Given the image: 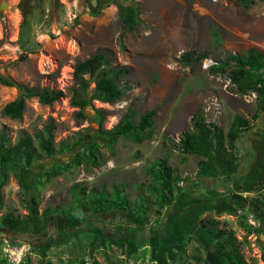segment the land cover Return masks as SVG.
Segmentation results:
<instances>
[{
  "label": "rangeland",
  "instance_id": "1",
  "mask_svg": "<svg viewBox=\"0 0 264 264\" xmlns=\"http://www.w3.org/2000/svg\"><path fill=\"white\" fill-rule=\"evenodd\" d=\"M118 1L138 8V22L131 31L124 28L113 3L99 14L90 15L89 5H95L96 0H31L23 23L17 8L19 0H0V71L27 86L62 92L50 104L36 97L27 98L22 116L12 118L1 110L18 91L0 82V134L11 145L21 135H28L37 147L35 133L50 123L55 147L82 138L63 153L30 167L20 166L18 175L8 171L0 186V264H9L1 252L4 244H17L21 239L32 245L25 240L32 235L55 240L48 243L49 239L42 247L31 246L20 264H195L194 257L201 259L200 264H206V260L210 264H230L216 252V237L199 228V218L206 216L234 232L246 264H264V218L250 200L264 198V172L256 191L234 187L247 182L255 158L261 161L264 110H259L255 92H239L228 75L236 68L230 55L245 56L250 47L264 54V2ZM2 3L5 8H1ZM75 16L77 23L73 22ZM22 23L23 48L19 43ZM23 49L27 50L26 58L20 60ZM188 49L203 54L192 67L176 62L179 54ZM95 54L101 55L104 62L98 65L96 60L94 70L84 75L90 88L95 86L99 71L126 68L127 73L116 80L123 94L111 103L93 100L82 118L77 115L78 107L70 102L76 85L74 68ZM95 108L104 110L101 126ZM149 109L156 111L150 138L135 143L121 136L113 145L106 144L100 127L112 128L126 113L136 122ZM196 113L202 114L206 122L217 124L224 133L236 114L249 121L250 129L235 142L239 165L230 181L203 176L195 186L200 157L183 153L178 143L183 132L193 129ZM254 113L257 117L252 119ZM90 142L100 146L98 166L76 162L83 146ZM161 158L175 168L179 177L181 190L174 202L160 209L163 216L168 214L170 230L180 237L179 241L113 239L104 234L101 226L133 225L126 220L130 216L121 218L113 213L111 218L93 220H87L89 212L79 216L80 186L107 192L113 199L117 189L138 211L144 202L147 220L139 219L147 228L154 226L159 205L154 201L155 178L151 170ZM58 164L62 171L44 181L43 173ZM65 164L70 166L65 168ZM210 189L222 194L209 195ZM47 208L70 216L65 231L58 229L60 222L47 223ZM249 215L254 224L248 221ZM44 230L50 236L39 235ZM13 233L18 235L9 239Z\"/></svg>",
  "mask_w": 264,
  "mask_h": 264
},
{
  "label": "trees",
  "instance_id": "2",
  "mask_svg": "<svg viewBox=\"0 0 264 264\" xmlns=\"http://www.w3.org/2000/svg\"><path fill=\"white\" fill-rule=\"evenodd\" d=\"M243 5H249L255 1L264 2V0H236ZM31 0H19L17 8L22 14L23 23L30 12ZM115 4L118 9L119 18L126 30L134 29L138 22V8L133 5H124L118 0H96L95 5H89V14L97 15L103 7L110 4ZM74 23H77V16H75ZM19 33V43L23 48V34L22 26ZM23 53L19 55L20 60H25L27 50L23 49ZM203 57L202 53L188 49L182 51L176 59L179 65L192 67L197 61ZM97 60L98 65L104 62L101 55L95 54L92 58L78 62L74 68L75 88L70 98L73 106L78 107L77 115L79 117H86L85 110L92 106L93 100L101 102H114L123 94V89L116 82L122 75L127 73L126 68H116L99 71L96 84L90 88L89 81L84 75L91 71V62ZM236 68L229 71L228 75L232 83L236 85L239 92L244 93L247 90H252L256 93L257 105L260 111L264 110V54L255 47H250L245 56L230 55ZM3 63L0 61V70ZM224 70V69H223ZM0 82L7 86H13L17 89V96L7 102L1 112L12 118H20L25 108V100L30 97H36L38 101L44 104H50L58 100L62 96V92L44 87L27 86L23 83L17 82L9 76L0 71ZM99 116V125L101 126L104 119V110L102 108H95ZM155 109H149L139 115V119L135 122L130 114L126 113L112 128L103 129L100 127L101 135L106 137V144L113 145L119 137L130 138L135 143H141L153 134ZM257 114L254 113L252 119H255ZM193 129L191 131L183 132L179 139V148L185 154H195L200 157L197 163V170L195 172V186L198 187L197 179L199 177H219L223 182L231 180V176L235 174L238 169V157L235 142L242 132L250 129L249 121L242 116L236 114L233 116L232 123L226 133L215 123H208L200 113L193 116ZM53 126L48 123L41 131L35 133L37 140V147L33 145L31 138L28 135H21L17 141L11 145L8 139L0 134V186H2L8 176V171L11 170L15 175H18L17 170L20 166L30 167L35 162H40L44 158H49L55 154L63 153L76 145L82 138L79 136L77 140L69 142H61L57 147L54 145L52 136ZM262 146L261 161L255 158L251 164L247 175L249 179L247 182L239 185L234 184L235 188H242V191L254 192L257 190L256 183L261 174L264 172V141L260 142ZM99 144L90 142L83 146L80 157L77 163H87L92 166H98L99 158ZM70 165L65 164L68 168ZM62 171V165L58 164L55 168L49 169L43 173L44 181H48ZM155 182L152 185V190L155 194V203L159 205L156 209V221L154 226L145 227L142 223L147 220L145 217L146 204L141 205L138 211L135 205L131 206L125 195L116 189V198H109L107 192L98 191L96 189H88L85 186H80L79 195L77 198V211L79 216H84L83 213L89 212L90 216L87 220L96 218L107 219L111 218L113 213L117 217H127L133 225H123L116 223L115 226L104 228L101 226L104 234L116 239L124 238V240L132 242H144L146 240L159 239L164 243H172L179 241L180 237L174 235L170 230V222L167 220L168 214L163 216L160 212L161 208L171 205L176 197V194L181 190L177 182L179 177L176 170L168 164L165 158L157 161L153 170ZM76 184L74 186H78ZM121 194V195H120ZM207 194L212 196H219L222 193L216 190H207ZM106 195V196H105ZM109 195V196H107ZM145 200V199H143ZM253 207H255L261 217L264 218V198L255 197L250 199ZM55 209V208H54ZM58 212L51 208H47L44 217L49 224L53 217L56 221L59 219L60 225L58 229L64 230L69 224V215L57 214ZM55 214L59 216H55ZM138 216V217H137ZM142 220H140L139 219ZM112 219H115L114 217ZM120 222V221H118ZM199 228L210 236L216 237L215 246L216 252L224 256L230 264H246L243 255L240 252L239 242L237 241L234 232L225 227H219L218 221L211 216L199 218ZM49 227H52L48 225ZM199 232V231H198ZM201 232V231H200ZM13 235H18L13 233ZM40 235V234H39ZM34 236V235H33ZM35 237V236H34ZM17 243L23 241L17 240ZM54 240L49 241L52 243ZM195 264H200V258L194 257ZM264 259V251H263ZM206 264H210L206 260Z\"/></svg>",
  "mask_w": 264,
  "mask_h": 264
},
{
  "label": "built area",
  "instance_id": "3",
  "mask_svg": "<svg viewBox=\"0 0 264 264\" xmlns=\"http://www.w3.org/2000/svg\"><path fill=\"white\" fill-rule=\"evenodd\" d=\"M248 221L254 224L252 215L248 216ZM30 248V245L26 243H6L3 245L1 252L9 264H20L22 259L29 253Z\"/></svg>",
  "mask_w": 264,
  "mask_h": 264
},
{
  "label": "flooded vegetation",
  "instance_id": "4",
  "mask_svg": "<svg viewBox=\"0 0 264 264\" xmlns=\"http://www.w3.org/2000/svg\"><path fill=\"white\" fill-rule=\"evenodd\" d=\"M49 219H51L50 221V223L51 224H54V225H57L58 224V221H59V219H57L55 222L54 221H52V220H54V218L53 217H49ZM67 228H65L63 231H65ZM47 233V235H45ZM40 235H45L46 237L47 236H50L49 234H48V231L47 230H44L43 232H41V234ZM14 235L12 234V235H9V239H12V238H14L13 237ZM30 237H33V235L32 236H29L28 238H25V240H27V242H29V243H31L32 245H30V247L32 246H37V247H42V246H44L45 245V243H47V241L50 239V237L49 238H47L46 240L45 239H42V238H30ZM18 240H21V239H18ZM51 240H55L54 239V237L52 238L51 237V239L49 240V241H51ZM48 241V242H49Z\"/></svg>",
  "mask_w": 264,
  "mask_h": 264
},
{
  "label": "water",
  "instance_id": "5",
  "mask_svg": "<svg viewBox=\"0 0 264 264\" xmlns=\"http://www.w3.org/2000/svg\"><path fill=\"white\" fill-rule=\"evenodd\" d=\"M5 7H6V4H5V3H2V4H1V8H5ZM95 62H96V60H94V61L92 62V64H91V70H94Z\"/></svg>",
  "mask_w": 264,
  "mask_h": 264
},
{
  "label": "bare ground",
  "instance_id": "6",
  "mask_svg": "<svg viewBox=\"0 0 264 264\" xmlns=\"http://www.w3.org/2000/svg\"><path fill=\"white\" fill-rule=\"evenodd\" d=\"M51 63V62H50Z\"/></svg>",
  "mask_w": 264,
  "mask_h": 264
}]
</instances>
